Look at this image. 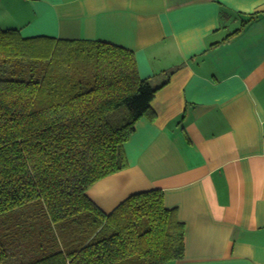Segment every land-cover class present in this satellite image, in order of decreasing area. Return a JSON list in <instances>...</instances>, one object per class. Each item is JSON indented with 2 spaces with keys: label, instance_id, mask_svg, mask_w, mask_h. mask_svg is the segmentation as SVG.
Wrapping results in <instances>:
<instances>
[{
  "label": "crops",
  "instance_id": "0c3cea01",
  "mask_svg": "<svg viewBox=\"0 0 264 264\" xmlns=\"http://www.w3.org/2000/svg\"><path fill=\"white\" fill-rule=\"evenodd\" d=\"M0 26L133 50L154 114L91 200L162 189L186 226L168 264H264V0H0Z\"/></svg>",
  "mask_w": 264,
  "mask_h": 264
},
{
  "label": "trees",
  "instance_id": "16d2710c",
  "mask_svg": "<svg viewBox=\"0 0 264 264\" xmlns=\"http://www.w3.org/2000/svg\"><path fill=\"white\" fill-rule=\"evenodd\" d=\"M133 50L0 26V264H168L186 226L158 188L113 211L88 195L128 167L158 87Z\"/></svg>",
  "mask_w": 264,
  "mask_h": 264
}]
</instances>
